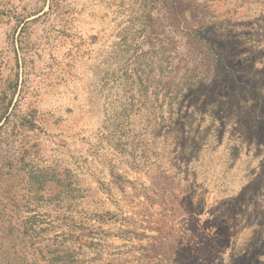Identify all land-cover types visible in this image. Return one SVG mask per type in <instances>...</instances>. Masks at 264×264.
Instances as JSON below:
<instances>
[{
    "label": "rangeland",
    "instance_id": "obj_1",
    "mask_svg": "<svg viewBox=\"0 0 264 264\" xmlns=\"http://www.w3.org/2000/svg\"><path fill=\"white\" fill-rule=\"evenodd\" d=\"M7 105L0 264H264V0H0Z\"/></svg>",
    "mask_w": 264,
    "mask_h": 264
},
{
    "label": "trees",
    "instance_id": "obj_2",
    "mask_svg": "<svg viewBox=\"0 0 264 264\" xmlns=\"http://www.w3.org/2000/svg\"><path fill=\"white\" fill-rule=\"evenodd\" d=\"M9 108L10 105H7L0 113V123L1 121H7L9 118ZM3 126L0 125V133L3 130L2 128ZM30 206V205H29ZM17 207V206H16ZM37 208V206L35 207ZM25 209V208H23ZM16 210H18V208H16ZM18 211H16L17 214ZM50 222V221H49ZM54 222V221H53ZM42 224H52L45 222V221H38L36 220V216H32V217H28L27 221L25 222V227H23L22 232L19 231V229H17V233L18 235H24L27 239L26 240H21V241H25L26 244L28 245V247L35 248V245L39 242L42 241L41 237H42V231L39 229V227ZM53 226V225H52ZM42 255V254H40Z\"/></svg>",
    "mask_w": 264,
    "mask_h": 264
}]
</instances>
